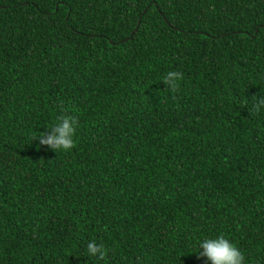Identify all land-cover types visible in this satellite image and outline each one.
<instances>
[{"label": "trees", "instance_id": "trees-1", "mask_svg": "<svg viewBox=\"0 0 264 264\" xmlns=\"http://www.w3.org/2000/svg\"><path fill=\"white\" fill-rule=\"evenodd\" d=\"M258 98L264 0H0V264H264Z\"/></svg>", "mask_w": 264, "mask_h": 264}, {"label": "clouds", "instance_id": "clouds-1", "mask_svg": "<svg viewBox=\"0 0 264 264\" xmlns=\"http://www.w3.org/2000/svg\"><path fill=\"white\" fill-rule=\"evenodd\" d=\"M183 73L172 70L163 77L162 83L168 91L176 93L179 91V82L183 80ZM264 110V98H258L253 104L252 112L259 114ZM78 120L70 115H61L56 122L51 124L46 132H41L40 136L35 138L41 145L47 146L54 152L71 151L75 147L74 136L78 127ZM200 257H206L211 264H245L243 253L225 236L220 235L214 239L205 238L199 241ZM89 255L104 260L107 250L102 244H97L92 240L87 245Z\"/></svg>", "mask_w": 264, "mask_h": 264}]
</instances>
